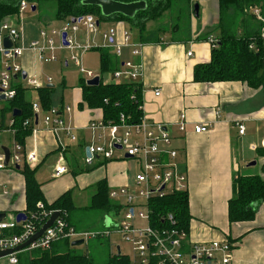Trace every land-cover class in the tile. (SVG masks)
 Segmentation results:
<instances>
[{
  "label": "crops",
  "instance_id": "0c3cea01",
  "mask_svg": "<svg viewBox=\"0 0 264 264\" xmlns=\"http://www.w3.org/2000/svg\"><path fill=\"white\" fill-rule=\"evenodd\" d=\"M193 1L199 4V12L198 15L195 14L192 17V35L188 40H185L186 36L180 38L161 32L160 41L143 43L140 40L139 31L129 22L109 20L105 21L108 27H115L118 30L115 41L122 43L124 32L128 31L133 44L139 42L143 44L141 54L134 55L133 46H125L120 56L112 47H100L112 50V53L122 63L119 69L123 68V63L129 60L143 65V74L138 80L142 84L143 119L155 132L158 133L160 127L169 132L170 143H162L161 147L177 151L174 160L178 169L185 172L188 177L191 218L187 243L191 245L213 240L228 241L232 244L231 264H264V202L257 206L254 216L250 219L231 221L229 217V201L235 195V178L239 175L254 174L264 178V85L254 88L240 80L212 82L194 79L196 65L209 62L213 56L212 46L207 41V37H216L218 34L216 27L220 19V3L219 0ZM32 7L33 5L30 8ZM18 14L9 16L7 20L18 26L20 23V14ZM61 21L64 24L67 20ZM155 22H148V32L159 27ZM61 23L56 29L63 25ZM44 26L46 25L38 24L37 28L36 26L29 27L28 30L22 26L25 41L29 42L38 38ZM262 26L264 27V23L261 25L263 29ZM133 28L136 29L134 37L130 31ZM78 36L81 41L104 43L102 32H89L88 34L79 32ZM190 51L192 54L188 55ZM63 54L66 55L65 52ZM17 62L20 63L23 71L19 76L21 79L17 82L28 88L27 92L36 94V98L30 101L32 107L34 103H38L40 110L39 112L34 111V126L23 145L15 139L14 130L10 128L14 111L9 115L8 127L0 130V156L5 153L3 147H7L11 154L14 145L20 143L24 153L35 152L38 160L33 165L24 160L19 164V168L13 169L14 171H7L9 167L0 169V185L2 186L0 213H5L6 216L26 212L25 178L21 171L25 163L31 168H36V179L41 184V190L48 205L71 189L73 201L80 208L89 203L79 202L86 198L79 187H76L75 181L80 182L85 177L90 178V174L95 172L89 175L80 173L83 169L79 165L81 163L85 168L89 164L100 166L99 171L101 172L96 181L102 179L107 181L110 198L121 205L120 211L125 208V213V198H112L110 193L121 186H128L131 191H135V177L141 169L140 162L126 155L121 147H118V155L114 159L105 160L102 157H96L92 163L86 161L88 157L86 149L94 141V134L89 124L93 119H103V109L90 108L87 104L80 107V102L83 101V89L80 86V97H77L74 107L64 104L51 107V109H64L63 116L67 123L74 127L76 139H72L64 132L56 135L44 123V117L50 110L42 109L39 88L30 86L27 80L29 76L36 75L42 82L46 81L47 77L41 74V66L45 61L39 57L37 51L26 49ZM68 63L69 59L66 58L65 64L68 65ZM3 65L4 57L0 54V71ZM115 71L106 72L111 75V78L104 82L127 81L126 77L120 80L115 78ZM80 72L84 75L81 78L87 83L89 79L81 68ZM23 73L27 74L25 78ZM17 76L18 74L13 76V85L14 78ZM101 79L103 78L100 77V82ZM46 85L54 87L53 80ZM157 90H160L159 95L155 93ZM5 101L6 99L0 100V106ZM67 106L71 107L70 111L65 110ZM183 113L185 114V129L181 130L180 122ZM239 121L243 122L246 128L243 134L239 131ZM199 124L207 125L208 130L195 131V126ZM103 132L105 135L110 133L109 131ZM252 161L256 163L250 164ZM59 165H64L67 171L60 176H55L56 167ZM77 168H80V171ZM7 172H11V178L15 181L13 187L6 180V175H9ZM71 175H75V178ZM20 179L21 183L23 182L21 189ZM39 202L45 204L42 200ZM120 211L112 210L105 213L101 229L114 228L119 220L111 214H117ZM108 223H114V226L109 227ZM72 226L77 230H86L76 225L75 222H72ZM115 234L122 236L116 230L105 236L113 248L115 246L118 248V252L112 251V254H126L121 245H118L112 238ZM60 241H56L54 245ZM69 241L70 246L76 247L72 245L74 240ZM28 253L21 252L19 255L22 258L33 255V253ZM134 261L135 259H131L132 264ZM0 264H2V259H0Z\"/></svg>",
  "mask_w": 264,
  "mask_h": 264
},
{
  "label": "built area",
  "instance_id": "2783aa9c",
  "mask_svg": "<svg viewBox=\"0 0 264 264\" xmlns=\"http://www.w3.org/2000/svg\"><path fill=\"white\" fill-rule=\"evenodd\" d=\"M31 4L23 0L20 5L19 14L30 8ZM251 14L264 23V16L260 7L251 8ZM76 21L67 20L64 24L56 28H42L39 37L26 42L23 34L17 25H13L7 19L0 23V54L4 57V65L0 71V94L6 100L16 96V88L12 80L15 74H22V67L17 59L21 57L26 49L37 51L39 57L45 61H55L58 59V51L69 48L76 52L71 56L72 60L81 65V71L87 79H92L96 75L91 70L82 67L81 54L95 47H112L117 55H121L125 46H133V54L140 55L142 43L133 44L128 31L124 32L122 43L116 42L115 38L118 30L110 27L102 32L105 43H92L81 41L78 34L82 26L91 32H98L100 25L94 14H86L75 17ZM66 33L64 43L63 34ZM264 39V27L261 33ZM9 36L12 40L11 47H6L4 38ZM207 41L212 47L217 45V39L208 36ZM255 48L251 44V48ZM190 51L188 55H191ZM143 74V65L132 60L123 63V68L114 72L117 79L127 78V81H137ZM28 83L35 88H41L51 83L53 78L47 77L45 82L38 79V76L28 77ZM156 95L160 94L157 90ZM34 111L39 112L40 105L33 104ZM65 110L70 111L67 106ZM62 111L64 109L52 108L44 117V123L48 129L59 135L66 133L72 139H76L74 127L67 123ZM185 114L181 115L180 129H185ZM30 123L28 119L26 121ZM10 124H13L11 120ZM241 134L245 132L243 122H238ZM89 128L94 134V141L88 146L91 156L86 161L92 163L96 157L111 160L117 157L118 146L126 155L137 159L141 169L135 177V191H131L128 186H121L111 191L112 198L124 197L126 201L125 218L117 222L114 228L101 230H77L67 219V212L61 209H48L43 202H38L35 212L27 213L25 220L18 221L17 215L10 214L4 218L0 217V252L13 249L7 253L6 257L10 264H18L21 252H31L33 250L50 249L56 241L69 239H84L105 237L113 230L122 234L123 238L130 242L132 249L138 257L134 264H231L232 244L228 241L213 240L210 242L187 243L188 233L176 227V219L172 213L167 215V220L171 225L158 228L150 223V209L148 200L153 197H163L173 192L188 191V177L180 171L175 162L177 151L175 149H162L161 144L170 143L171 135L167 130L160 127L157 133L150 129L146 121L142 118L140 122L129 123L125 114H121L120 121L111 122L104 119H93ZM36 129V128H34ZM1 130V127H0ZM208 130L207 125H196L195 131ZM103 131H109L105 135ZM24 160L28 164H35L38 156L35 152L24 153L22 145L16 143L13 152L10 154L9 162L5 163V153L0 156V169L6 167L15 168ZM67 171L64 165L56 167L55 176H60ZM2 186L0 185V191ZM60 211L59 216L36 240L29 243L22 249L17 247L30 240L50 219L54 211ZM146 220L145 225H138L137 220Z\"/></svg>",
  "mask_w": 264,
  "mask_h": 264
},
{
  "label": "trees",
  "instance_id": "16d2710c",
  "mask_svg": "<svg viewBox=\"0 0 264 264\" xmlns=\"http://www.w3.org/2000/svg\"><path fill=\"white\" fill-rule=\"evenodd\" d=\"M23 0H0V23L9 16L19 13ZM37 9L42 1L48 0H26ZM55 2V18L59 20H71L86 14H94L100 23L104 21H126L135 27L140 34L143 43L160 41V33L169 28L159 26L156 30L148 32L149 21H158L166 15L176 16L177 22L169 28L171 32L180 30L183 19L191 26L192 17L195 16L193 0H145L147 8L138 11L134 17H128L121 13L112 16L102 15L101 8L96 5L83 4L82 0H51ZM132 2L137 0H120ZM219 22L216 27L217 45L212 47L213 56L207 63L197 64L194 69L196 81H222L240 80L249 86L258 88L264 85V39L260 21L251 15V8L260 7L264 16V0H219ZM255 4V5H254ZM163 17V18H164ZM171 20H169L171 22ZM256 21L257 23L255 24ZM168 22V21H167ZM255 25H254V24ZM263 27V26H262ZM185 40L192 35L191 29ZM174 35V34H173ZM175 36V35H174ZM177 37V36H175ZM183 37V36H178ZM251 44L255 48H251ZM100 52L102 72L115 71L121 67V62L112 53L110 48L95 47ZM18 74L14 78L16 96L6 100L0 106V127H8L7 115L13 113L14 109H20L21 114L11 116L13 124L10 128L14 130L15 139L22 145L25 138L31 134L34 126L35 113L32 102L27 99L28 88L20 82ZM83 89V101L90 108H102L105 121L118 122L121 114H125L129 123H137L144 117L142 84L137 81L101 82L98 85H89L83 78L80 79ZM54 87L45 85L39 88L38 93L42 109L48 111L52 107L51 94ZM30 123H27V120ZM8 123V124H7ZM21 171L25 178L26 212L37 210L40 200L45 202L41 184L36 179V168L28 164L22 165ZM235 195L229 201V217L231 221L246 220L254 216L257 206L264 202V178L258 174L239 175L234 180ZM109 186L102 179L96 183V191L91 196L90 202L85 207H77L73 201L72 190L64 192L52 204L45 206L48 209H61L67 212V219L72 225L73 214L76 210H96L102 214L112 210L120 211L121 205L110 198ZM150 209V223L158 228L168 227L170 222L167 215L172 213L176 219V227L186 231L189 235V197L188 191L173 192L163 197H153L148 200ZM74 224V223H73ZM69 241V239H65ZM61 242V241H60ZM69 243L65 245L53 244L50 249L33 250V255L27 257L19 255L18 264H93V258L87 254L77 253ZM28 253V254H29ZM108 264H132L131 258L126 254H110Z\"/></svg>",
  "mask_w": 264,
  "mask_h": 264
},
{
  "label": "rangeland",
  "instance_id": "374dc122",
  "mask_svg": "<svg viewBox=\"0 0 264 264\" xmlns=\"http://www.w3.org/2000/svg\"><path fill=\"white\" fill-rule=\"evenodd\" d=\"M255 5V4H254ZM55 2L48 0V1H42L39 4V7L36 11H33L31 8L27 9L26 11L22 12L19 15L20 23L18 24V27L20 28V31L22 33V26L24 29L28 30L29 27L33 28L38 24L46 25L44 28H56L59 27L61 20L55 19ZM164 17V16H163ZM160 18L158 21L155 22L157 26H162L167 28L169 25V28L173 24L177 22L176 16L173 17L171 20L169 15H166L164 18ZM171 20V22L169 21ZM168 21V22H167ZM181 28L180 30H177L176 32H171V30L168 28L166 31H163V33H166L167 35H175V36H186L188 31L187 29H192L191 26H188V22H186L185 19L182 20ZM63 23H61L62 25ZM110 27L106 24V22H102L100 24V27L98 28V32H103L105 30H108ZM130 31L133 33V37L135 35L136 29L133 28V30L130 29ZM81 34H88L89 31L88 28L85 26L81 27L80 30ZM92 33V32H91ZM23 34V33H22ZM91 35V34H90ZM24 36V35H23ZM103 39V38H102ZM105 43V41H104ZM63 52L66 53V55L63 54ZM76 54V52L72 49L65 48L58 51V59L52 62H43L41 66V74L44 77H52L53 78V84H54V91L51 94V103L53 107H58L61 104L69 105L74 107L77 97H80V78L84 77L82 73L80 72L81 65H79L76 60H72L71 56ZM69 59L68 65L65 64V59ZM82 62L83 67L86 70H91L95 73L96 76L102 77L103 80L109 81L111 78V75L102 72L101 70V62H100V54L98 50L92 49L88 52H84L82 54ZM86 78V77H85ZM31 93V94H29ZM76 96V97H75ZM36 98V94L28 91L27 92V99L33 100ZM7 120L10 119V116L7 115ZM8 124V123H7ZM81 169H83L80 173L89 175L92 172H95L94 174H90V178H84L80 182L75 181L76 187H79V189L84 193V196L86 199L84 201L79 202H87V204L90 202L91 196L96 191V183L97 179L99 178L100 172L99 167L97 165H87L85 168L81 163L79 165ZM80 168L79 169L80 171ZM14 168H7V171H14ZM18 172V171H16ZM9 175H6V180L10 183L11 187L14 186L15 181L11 178V172H7ZM19 173V172H18ZM49 174V171L47 172ZM75 178V175H71ZM69 176V177H71ZM20 189L23 187V182L19 183ZM125 209V208H124ZM124 209L120 211V213L117 214H111L116 220H119V222L123 221L125 218L124 216ZM104 214L102 212L96 211V210H76L73 214L74 222L79 227H82L86 230H101L103 228L102 219ZM138 225H145L146 220L138 219L137 221ZM112 238L115 240L118 245H121L123 252H125L129 258L136 259L138 257L137 253L134 252L132 249V245L130 242L124 240L122 236L119 234H115L112 236ZM63 244L69 243L70 241L62 240V242H59L57 244ZM74 251L77 253L87 254L91 258H93V264H108V259L112 251L118 252L117 246L113 248L110 241L106 237H99V238H91L86 240L83 244L74 247ZM28 253V252H26ZM2 264H6L8 259L6 257H2ZM9 262V261H8ZM9 264V263H7Z\"/></svg>",
  "mask_w": 264,
  "mask_h": 264
},
{
  "label": "water",
  "instance_id": "95a60500",
  "mask_svg": "<svg viewBox=\"0 0 264 264\" xmlns=\"http://www.w3.org/2000/svg\"><path fill=\"white\" fill-rule=\"evenodd\" d=\"M83 4H91V5H96L99 6L101 8V12L102 15L104 16H112L114 14H123L125 16L128 17H134L135 14L138 11L141 10H145L147 8V2L145 0H137V1H132V2H124V1H120V0H82ZM33 10H35V7H32ZM194 10H195V14L198 15L199 12V4L195 3L194 5ZM73 22L76 21V18L72 19ZM97 23L99 24L100 21L98 20ZM66 33L63 34V39H64V43L67 44L66 42ZM4 44L6 47H11L12 45V40L9 36H6L4 38ZM24 78L27 76L26 73H23ZM100 83V77L99 76H95L92 79H89L87 81V84L89 85H98ZM1 90V88H0ZM5 96L0 94V100H4ZM14 116L20 115L21 114V110L20 109H15L14 110ZM120 147V146H118ZM4 151H5V163L7 164L9 162V157H10V151L7 147H3ZM86 154L87 156H91L90 150L89 148L86 149ZM255 161H252V163L250 164H255ZM17 168H19V165L16 166ZM60 211L56 210L54 211V213L52 214V216L50 217V219L44 224V226L27 242H25L24 244L20 245L19 247L16 248V250L22 249L25 246H27L29 243H31L32 241L36 240L39 236H41V234L50 226L52 225V223L56 220V218L59 216ZM0 217L4 218L5 217V213H0ZM26 215L24 212H20L17 214V219L18 221L21 220H25ZM109 227L110 226H114V223L110 224L108 223ZM84 243V239H78V240H74L72 242L73 246H77V245H81ZM13 252V249H9V250H5V251H1L0 252V256H4L7 253H11Z\"/></svg>",
  "mask_w": 264,
  "mask_h": 264
}]
</instances>
